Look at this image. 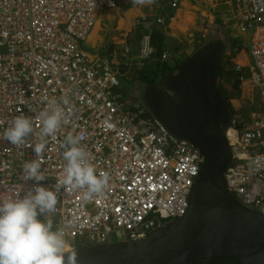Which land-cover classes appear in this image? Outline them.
Here are the masks:
<instances>
[{"label": "built area", "instance_id": "built-area-1", "mask_svg": "<svg viewBox=\"0 0 264 264\" xmlns=\"http://www.w3.org/2000/svg\"><path fill=\"white\" fill-rule=\"evenodd\" d=\"M181 1L160 0L172 8ZM226 1L237 7L238 33L250 35L255 67L251 78L237 61L231 72L242 85L249 82V89L259 90L264 101V0ZM115 8V0H0V199L22 197L32 188L23 165L37 159L46 177L40 183L57 190L69 134L83 136L81 144L97 173L110 176L103 192L89 199L82 188L58 190L56 209L49 216L55 226L64 227L72 248L138 241L183 217L204 163L197 149L174 139L131 102L122 91L128 83L122 70L94 61L83 49L100 14ZM153 55L148 33L141 58L148 61ZM64 98L69 100L64 105L67 122L46 138L38 157L39 114ZM21 115L32 119L33 133L14 145L4 132ZM227 139L233 158L227 188L242 205L264 214V117L236 122Z\"/></svg>", "mask_w": 264, "mask_h": 264}, {"label": "water", "instance_id": "water-1", "mask_svg": "<svg viewBox=\"0 0 264 264\" xmlns=\"http://www.w3.org/2000/svg\"><path fill=\"white\" fill-rule=\"evenodd\" d=\"M228 32L212 27L197 50L161 83L136 79L133 99L174 139L204 158L186 214L138 241L78 244V264H264V214L229 192L227 133L236 125L220 91Z\"/></svg>", "mask_w": 264, "mask_h": 264}, {"label": "clouds", "instance_id": "clouds-1", "mask_svg": "<svg viewBox=\"0 0 264 264\" xmlns=\"http://www.w3.org/2000/svg\"><path fill=\"white\" fill-rule=\"evenodd\" d=\"M136 2L143 3V0ZM204 39L201 41L203 42ZM141 61L147 64L152 59L148 61L141 59ZM234 64L235 62L233 66ZM237 81L239 82L235 79L234 82ZM128 83H132L130 78ZM259 94L261 96L260 92ZM68 103L67 98L60 102L53 101L40 112L42 127L39 132V142L34 146L38 157H41L46 149V138L55 135L62 124L67 122L64 105ZM31 133H33L32 119L21 115L17 116L5 130L4 137L11 144L20 145ZM82 140L83 136L80 135L69 134L66 137L63 144L65 148L63 158L66 165L63 175L55 186L57 190L54 191L40 183L46 177L41 170V160L37 159L23 165L25 179L33 182L32 188L22 197L0 199V264H78L75 253H66L68 244L64 227L55 226L49 214L56 209L58 190L61 187L85 189V199H89L102 193L109 184V174L97 173L95 165L91 163L89 152L81 144Z\"/></svg>", "mask_w": 264, "mask_h": 264}, {"label": "crops", "instance_id": "crops-1", "mask_svg": "<svg viewBox=\"0 0 264 264\" xmlns=\"http://www.w3.org/2000/svg\"><path fill=\"white\" fill-rule=\"evenodd\" d=\"M115 1L117 8L106 9L100 15L94 30L83 44V49L94 61H106L114 68L122 70L126 78V67L135 64L134 69H138V72L142 74L147 71V69L141 71L145 65L156 61V57L147 64L141 61L142 39L145 34L151 33L155 54L158 57H160L159 54L167 55L166 60L163 61L162 57L160 60L162 65L160 75L164 76L176 72L178 66L197 50L203 38L197 37L199 41L195 42V36L204 33L203 26L211 32L213 26L208 27V25L213 23L214 16L220 26L228 27V31L224 28L220 29L221 32H228L229 40V34L232 36L237 33V7L230 0V2L226 0H182L177 8H172L167 2L161 3L160 0H143V3H138L136 0ZM204 17L209 19V22L200 25L205 21ZM140 20L143 23H140ZM145 21L147 26L144 25ZM239 35L237 34L238 37H242V41H244L243 38H249L250 41L249 34ZM235 52L236 50H233L229 58L237 61L236 63H240V58L245 59L243 60L245 72L251 78L255 74V67L250 54L244 53L238 57L234 55ZM138 61H140L139 65ZM228 71L231 72L232 68ZM235 76L234 78L237 79V75ZM231 77H227L229 84L226 87L230 88V91H238L239 89L235 88V79L232 81ZM248 84L249 82L246 83V94L248 96L255 94L252 88L251 93L249 92ZM241 97H243L242 94L230 97L233 107L238 106V102L244 103V98Z\"/></svg>", "mask_w": 264, "mask_h": 264}, {"label": "rangeland", "instance_id": "rangeland-1", "mask_svg": "<svg viewBox=\"0 0 264 264\" xmlns=\"http://www.w3.org/2000/svg\"><path fill=\"white\" fill-rule=\"evenodd\" d=\"M204 18H205L204 19L205 21L201 22L200 25H202V23H204V22L206 24H208L209 19H207L206 17H204ZM213 19H214L213 23H210L208 25V27H210V26L217 27L219 25L216 16H214ZM219 28H224V29H226L228 31V29H227L228 27L225 28L224 26H220ZM203 30H204L203 34H201L199 36H197V35L195 36L196 37L195 38V42L199 41L198 40L199 38L207 37L208 33H210V32H208L207 27L203 26ZM206 33H207V36H205ZM237 34L238 33H234L232 36H230V34H229V37H230L231 44H232V50H236L234 55H237L239 57L240 55H242L244 53H249L248 51L250 49L249 48L250 41H249V38H243L244 41H242V37L241 38L238 37ZM239 36H241V35H239ZM245 36H247V35H245ZM197 37H199V38H197ZM242 43H244V44H242ZM242 45H245L247 48L246 47L243 48ZM229 54L227 55L226 60L229 59L230 62L232 61L234 63L235 61H233V60H231V58H229ZM237 56H235V57H237ZM242 60H245V59L242 58ZM251 60H252L253 65H254V61H253L252 57H251ZM139 62L140 61L137 62L138 65H139ZM134 65H131L130 67H126L127 68V70H126V73H127V78H126L127 80L126 81L127 82H128L129 78L131 79L133 77L134 78L138 77L137 76L138 75L137 74L138 73V69H134V67H135ZM232 67H233V65H232ZM227 69L228 68L225 67V72H226ZM227 77H228L227 74H225V73L222 74V76L220 78V85H219L220 90L222 92V95L226 98V100H228L230 102V99H231L230 97H234L235 95H239V94H242L243 97H241V98H244V103L238 102V106L235 105L233 107V105L231 104L233 109L235 110V118H236L235 120L237 122L238 121H244L246 123H249L253 119H256L258 117H264V101H263V99L261 98V96L259 94V90H257V89L253 90V92L254 93L256 92V93L253 94V95L248 96L246 94V90H245V89H247L246 85L245 84H243V85L241 84L240 85V89L238 91H236V90L235 91H230L229 90L230 88L226 87L229 84V81H228ZM234 77H236L235 74H233V76L231 77L232 81H234V79H235ZM129 87H130V83L124 84L122 86L123 92L124 93L126 92L125 94H127V91L129 89ZM249 92H250V89H249ZM68 244L70 245V243H68ZM70 247H72V246L70 245Z\"/></svg>", "mask_w": 264, "mask_h": 264}, {"label": "trees", "instance_id": "trees-1", "mask_svg": "<svg viewBox=\"0 0 264 264\" xmlns=\"http://www.w3.org/2000/svg\"><path fill=\"white\" fill-rule=\"evenodd\" d=\"M201 40H203V39H201ZM153 48H154V55H153V58H155L156 57V61H153V63H151V64H147V65H145V68H143L141 71H143V70H145V69H147V71L146 72H142V74L140 73V76H143V77H140V79H143V80H148L149 82H152V83H161L162 82V80L163 79H165L167 76H162V75H160L161 74V71H162V65L160 64V60H161V57L163 56L162 54H159L160 55V57H158L157 56V54H155V46H154V44H153ZM156 48H158V47H156ZM159 52H160V50H159ZM152 58V59H153ZM232 65H233V63L232 62H230L228 59L226 60L225 59V61H224V66H223V72L224 73H228L227 75H228V77H231V76H233V74L232 73H230L229 71H227V70H230L231 68H232ZM225 67L226 68H228L227 70H226V72H225ZM139 73V72H138ZM137 73V74H138ZM131 80H132V83H133V81H135V78L133 77V78H131ZM131 83V84H132ZM236 86H235V88H239V86H240V82H238L237 81V83L235 84ZM129 89H130V87H129ZM129 89H128V91H127V94L128 95H130V94H132V91H130L129 92ZM126 93V92H125ZM135 103H137L136 101H135ZM230 106H231V108H232V118L233 119H236L235 118V110L233 109V107H232V105H231V103H230Z\"/></svg>", "mask_w": 264, "mask_h": 264}, {"label": "bare ground", "instance_id": "bare-ground-1", "mask_svg": "<svg viewBox=\"0 0 264 264\" xmlns=\"http://www.w3.org/2000/svg\"><path fill=\"white\" fill-rule=\"evenodd\" d=\"M101 14H103V13H101ZM101 14H100V15H101ZM239 62H240L241 64H243V60H242V58L239 59ZM67 244H68V243H67ZM68 246H69V247L66 249V253L72 251V249H73L72 247H70L69 244H68ZM74 248H75V247H74Z\"/></svg>", "mask_w": 264, "mask_h": 264}, {"label": "flooded vegetation", "instance_id": "flooded-vegetation-1", "mask_svg": "<svg viewBox=\"0 0 264 264\" xmlns=\"http://www.w3.org/2000/svg\"><path fill=\"white\" fill-rule=\"evenodd\" d=\"M137 76H138V77H136V78L143 77V76H140V74H139V75H137ZM165 76H168V75H165ZM165 79H166V78H165ZM147 81H148V80H147ZM148 82H149V81H148ZM129 92H130V91H129ZM130 98H133V97H132V94H130ZM131 102H133V103H134V102H135V100H134V99H132V101H131Z\"/></svg>", "mask_w": 264, "mask_h": 264}]
</instances>
